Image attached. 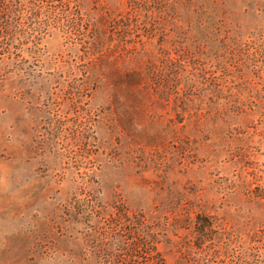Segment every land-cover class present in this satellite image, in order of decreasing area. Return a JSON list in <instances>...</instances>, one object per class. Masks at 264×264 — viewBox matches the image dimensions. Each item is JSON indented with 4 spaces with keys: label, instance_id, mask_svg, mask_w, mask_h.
I'll use <instances>...</instances> for the list:
<instances>
[{
    "label": "trees",
    "instance_id": "16d2710c",
    "mask_svg": "<svg viewBox=\"0 0 264 264\" xmlns=\"http://www.w3.org/2000/svg\"><path fill=\"white\" fill-rule=\"evenodd\" d=\"M220 6L221 0H0V84L13 70L33 82L39 43L57 37L67 51L53 56L59 70L50 93L72 101L106 89L108 103L102 115L89 109V127L101 115L124 140L126 163H145L160 153L149 145L162 131L183 130L186 143L240 114L227 76L233 50L243 43ZM157 175L149 182L159 189L149 206H131L119 195L94 211L101 224L89 234L97 238V232L103 244L97 263L255 264L233 244L232 226L190 184L160 195L164 184L179 181ZM86 202L95 206L92 195ZM167 223L176 230L171 236Z\"/></svg>",
    "mask_w": 264,
    "mask_h": 264
},
{
    "label": "rangeland",
    "instance_id": "374dc122",
    "mask_svg": "<svg viewBox=\"0 0 264 264\" xmlns=\"http://www.w3.org/2000/svg\"><path fill=\"white\" fill-rule=\"evenodd\" d=\"M221 2L219 15L243 43L241 51L233 50L227 76L240 114L186 143L183 130L162 131L149 145L160 153L145 163L124 160V140L101 116L106 89L72 101L50 93L59 70L53 56L67 51L60 39L39 43L33 82L10 72L0 84V264H99L103 244L97 232V238L89 234L101 224L94 211L119 195L131 206H149L159 190L149 182L161 172L179 186L164 184L160 195L190 184L232 226L235 247L264 264V0ZM89 109L101 114L91 127ZM90 195L94 207L86 202ZM167 225L171 236L175 227Z\"/></svg>",
    "mask_w": 264,
    "mask_h": 264
}]
</instances>
